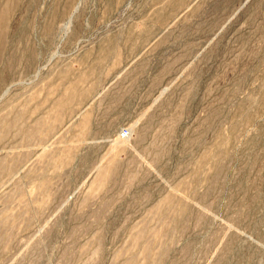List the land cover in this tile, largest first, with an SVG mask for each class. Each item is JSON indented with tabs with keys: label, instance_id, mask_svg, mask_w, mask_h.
<instances>
[{
	"label": "rangeland",
	"instance_id": "rangeland-1",
	"mask_svg": "<svg viewBox=\"0 0 264 264\" xmlns=\"http://www.w3.org/2000/svg\"><path fill=\"white\" fill-rule=\"evenodd\" d=\"M0 264H264V0H0Z\"/></svg>",
	"mask_w": 264,
	"mask_h": 264
},
{
	"label": "built area",
	"instance_id": "built-area-1",
	"mask_svg": "<svg viewBox=\"0 0 264 264\" xmlns=\"http://www.w3.org/2000/svg\"><path fill=\"white\" fill-rule=\"evenodd\" d=\"M123 134L126 133V130L122 132Z\"/></svg>",
	"mask_w": 264,
	"mask_h": 264
}]
</instances>
